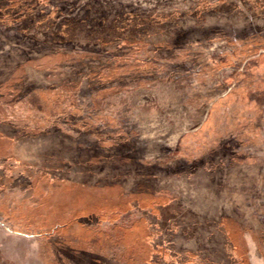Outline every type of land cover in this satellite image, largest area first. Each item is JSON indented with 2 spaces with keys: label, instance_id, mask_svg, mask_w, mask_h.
I'll return each mask as SVG.
<instances>
[{
  "label": "rangeland",
  "instance_id": "obj_1",
  "mask_svg": "<svg viewBox=\"0 0 264 264\" xmlns=\"http://www.w3.org/2000/svg\"><path fill=\"white\" fill-rule=\"evenodd\" d=\"M44 1L61 5L64 18L56 21L57 10L51 9L48 13L42 10ZM136 1L139 6L149 5L147 0H115L112 4L109 0H12L7 9L0 10V18L25 23L22 31L42 44L44 51L39 58L32 56L35 52L28 53V60L23 64L48 74L47 90L51 86L80 90L108 84L129 75L132 68L144 69L140 61L121 72L119 65L127 62L123 51L119 52L122 48L131 49L128 54L133 60H143L150 53L156 56L152 46L144 49L148 43L156 42L151 39L153 27L139 18L140 11L118 12L123 3L129 7ZM174 1L180 8L194 6L193 0L171 3ZM232 1L242 7L249 2L254 6L253 0ZM75 2L77 8L80 7L77 10ZM162 2L160 0V4ZM175 26L174 21L165 26L159 23L156 29L163 34L164 29L173 30ZM181 29L179 26L180 32ZM191 37L173 52L185 60V68L180 71L173 72L166 65L163 69L159 64L155 68L157 73L141 74L149 73L148 78L133 73L124 84L102 90L82 103L69 94L38 92L30 99L34 105L17 109L19 113L42 119H61L63 128L74 133L85 148L101 140L110 143L117 138H127L142 162L167 165L211 162L225 153L264 155V41L224 39L215 32ZM168 52L162 54L166 56ZM16 58L13 54L7 58L0 49V68L7 72L8 67L13 68L11 64ZM107 58L112 61L104 62ZM92 60L97 63L93 64ZM66 63L77 67L76 79L67 80L70 86L60 87L52 82V75L59 65ZM110 69L113 73L107 74ZM22 82V78L14 77L15 84ZM1 85L5 89L14 86L5 81ZM14 139L0 126V156L5 145ZM49 180L40 179L31 186L19 178L13 185L15 190L8 193L10 201H0V264H44L46 255L28 233L31 226L49 228L87 215L89 219H105L102 211H110L117 205L123 210L130 202L125 201L123 206L121 196L109 201H92L85 197L71 201L66 197L65 187L58 189L61 193L58 195ZM139 202L144 204V201ZM168 208L161 213L163 226L168 218H174ZM173 209L178 215L183 214L177 206ZM212 227L213 221L208 220L190 231L196 247L204 246ZM10 228L19 232H12ZM244 231L241 226L232 228L226 231V236L236 241V251L247 256L250 252L253 261L256 253H263L264 245L256 233L248 231L252 238ZM255 258L250 264H264V259ZM204 264L212 263L205 261Z\"/></svg>",
  "mask_w": 264,
  "mask_h": 264
},
{
  "label": "flooded vegetation",
  "instance_id": "obj_2",
  "mask_svg": "<svg viewBox=\"0 0 264 264\" xmlns=\"http://www.w3.org/2000/svg\"><path fill=\"white\" fill-rule=\"evenodd\" d=\"M253 1L254 6H251L252 8H248L249 6L247 5V8L245 6H240L242 8L241 11L246 14L247 11L257 14L255 17L253 16L254 22L249 24L250 29L253 33L264 34V0ZM161 4L164 3L162 2ZM159 5L160 4H152L151 6L153 7L152 9H154V7ZM177 5L178 4L174 1V3H171L170 7L167 8L168 11L176 9ZM56 8V14H58V16L56 15V21H59L65 16L64 9H62L61 5L56 6ZM79 8L80 7L77 8L75 2L74 9L77 10ZM43 10H45L46 13L50 11L49 9ZM24 25L26 26L25 23H21L17 20L8 21L6 19L4 21L3 18H0V38H4L11 43V46L7 50H4L3 44L0 41V49L4 50L5 54H7V58L12 54L17 57L11 64L13 68L8 67L7 72H5V69L2 70L0 68V85L5 81L9 86H13L15 84L14 77L23 79L22 83L15 84L9 89H5L2 85L0 86V126L3 130H7L8 134L15 137L11 144H8V146L7 144L5 145V151L0 156V175L4 176L0 178V182L2 183L1 187H3L0 192V201H10L8 193L9 191L15 190L13 185H16L19 178L25 183H30L31 186L35 184L37 180L50 179L51 186L57 189L55 193L60 195L61 193L58 189H63L65 187L67 192L66 197L70 198L71 201L80 198L83 199V197L91 199L92 201H109L114 197V190H110L106 193L108 195L106 199L104 198V194H100L98 191L99 189L96 190V192L91 190V188H98L96 183L87 187L86 191H84V189L79 190L78 188L68 191L67 185L64 182H66L67 175L69 174L81 176L92 174L96 176L95 179L97 181L103 178V175L115 173L119 174L120 177L116 179L118 182L117 184H112L118 187V189H115H117L119 196H125L124 199L122 198L123 200H120L123 201L121 203L123 206L125 201H130L126 204V207L124 206L122 210V207L117 205L110 211H102L101 213L106 215L105 219H89V215H87V217L80 216L76 219L89 223L100 221V230L113 237L123 234L126 230L132 231V227L138 224L150 237L149 246L151 253L149 255V262L152 264H176L173 260L176 254L186 249L196 252L208 248L210 245L208 238L218 225L219 216L217 212L220 209L219 204L226 201H243L242 195L244 194L246 199L249 197V194L244 190L247 188L248 190H255V184L258 186V183H254L253 178H256V173L258 174V169H260V167L261 171L264 172V155H255L260 158L259 161L255 163L256 166H245L244 169H239L236 173L241 175L233 176L230 181H226L225 176L221 178H215V176L211 178V180L208 178L200 180V177L197 179L195 176H192L189 181L183 180L182 182H177V184H172V190L168 191L173 194V198L169 202H160L164 201L160 200V198L152 199L150 200L152 203L149 208L145 204V201H147V194L144 193L146 191L145 185L147 184V180L144 178L142 180L140 178L134 182L128 181L132 179L131 173H135L133 166L132 168L128 167L126 170H121V165H113L111 169H109L106 165L109 163L107 159L115 158L116 156H111L107 152L99 150L98 147L92 152H87V149L92 147L93 144L86 148L80 145L75 134L63 128L61 119H42L41 117L31 116L30 114L19 113L17 108L34 105V101L31 102L30 99H32L35 94L38 92L48 93L46 90L50 83V79L46 72L38 71L32 66L23 64V62L28 60V53L35 52L32 56H37L39 58L41 52L44 51L42 44L35 42L34 39L31 38L32 36L22 31ZM238 28L241 32L244 31V22H240ZM239 39L243 40L250 38L239 37ZM120 51H123L126 55L124 57L127 60V62L121 63L123 64V68H120V71L123 72L131 69V64L133 62L137 63L138 61L137 59L133 60L131 58L132 55L128 54V48H122L119 52ZM43 60V57H41L40 61ZM106 60L112 61V58H107L104 62H106ZM154 60L158 63H162L163 61V59H159L156 56ZM92 63L96 64L97 61L92 60ZM58 67L57 71L52 75L54 80L52 82L54 84L63 86L67 83V80L76 79L77 67L74 64L66 63ZM177 67L178 65L172 64L170 68L173 70V68L175 69ZM145 72H147L146 68L135 70L132 68L129 75H122L121 78L130 77L133 73L142 77L141 74ZM106 73L111 74L113 72L110 69V71ZM88 77L87 79L91 80V78ZM125 82L126 81H124L123 84ZM120 84L122 83H115L113 86ZM100 87H104V85L91 88L87 87L85 89L76 90L75 92L78 94L86 90ZM102 90H105V88ZM85 156L87 157L85 158ZM252 156L254 155L246 157ZM85 161H87V165H84ZM139 162L143 163L141 161V156ZM231 164H234V161L231 162ZM224 169L227 168L222 167V170ZM131 170H133V172H130ZM254 174L255 176L253 177L252 175ZM39 175L41 176L40 178H38ZM142 176H145V174ZM109 177L112 176H108V178ZM156 179L157 181L159 180L158 182L160 184L163 182L160 175H158ZM185 183H188L186 186L187 191L184 190ZM43 184L45 183H41V186L44 187L45 185ZM106 187H108V185H106ZM210 188L215 189L214 193L212 190H209ZM205 191L209 192V194L211 193L212 197L210 199L204 198ZM163 194H166V196L169 195L167 192H163ZM44 195L45 194L40 192V196L44 197ZM156 195H158V193H156ZM256 195L257 193L255 192L252 194L253 197ZM184 196H189L188 201H185L186 199ZM239 198L242 199L240 200ZM254 199L256 198H253V200ZM139 201H144V204L141 205ZM212 201H215V205L213 206H211ZM174 206H177L183 211L181 216L175 212L173 209ZM164 208H168L174 216V218H168L166 220L165 226L162 225L163 216L161 214ZM208 220L213 221V227L205 238L204 246L196 247V240L194 237L190 236V231H193L195 225ZM65 222L54 224L53 226L55 227L52 231H46V233H44L45 236L49 237L46 241L49 259L45 258V261L43 260L44 264L69 263L67 256L69 238L66 231L63 229L64 226H66ZM33 228L35 233L31 234L30 238H33L36 245L40 247V244H42V240L39 238L41 229L37 226ZM44 228L48 230L51 227ZM163 250H168V255L171 260L165 259L164 253L162 252ZM76 252H81V249L77 248Z\"/></svg>",
  "mask_w": 264,
  "mask_h": 264
},
{
  "label": "trees",
  "instance_id": "obj_3",
  "mask_svg": "<svg viewBox=\"0 0 264 264\" xmlns=\"http://www.w3.org/2000/svg\"><path fill=\"white\" fill-rule=\"evenodd\" d=\"M61 1L64 2L65 0ZM147 1L149 3L147 7L139 6L138 1L134 2L132 6L129 7L123 3L120 5L121 8L118 9V12L124 14L127 12L136 13L137 11H140L139 18L143 20L144 24L153 27V31L150 32L152 33L151 39L155 40L156 43H148L144 49L147 50L148 46H152L156 57L163 59V61L162 63L155 61L153 53H150L149 55L147 54L143 60H137V63L142 61L143 68H146V71H149V73H157L158 69L155 68H157L156 65L159 64L162 65L163 69H165V66L163 65L168 67H171L172 64L178 65L177 68H173L174 72L184 69L183 61L185 60L182 59L178 53L174 54L173 52H177L184 41H187V39L193 35L199 36L205 35L209 32H215L222 35L224 39H228V37L236 39L239 37H249L253 42L262 41V39L264 41V34L253 33L249 26L251 22H254L253 16L255 17L257 14L250 13L249 11H247V14L242 13V8L236 5L232 0H193L192 2H194V6L180 8L177 5L178 7L176 6V9L172 11H168L167 8L170 7L171 1L173 0H163L164 4H160V0ZM11 2L12 0H0V10L7 9ZM109 2L112 4L115 0H109ZM42 3V10L53 9L56 11V6L59 5H55L54 1L53 3L50 1H44ZM152 3L160 5L152 9ZM246 5L251 8L250 2L245 3V6ZM171 12H174V15H172ZM3 19L4 21L6 20V18ZM173 21L177 26H175L176 29H164L163 34L157 31L156 27L159 23H163L165 26L166 24L170 25ZM240 22H244L245 24V30L242 32L238 28ZM179 26H182V32H180ZM223 38L221 39L223 40ZM0 41L3 44L4 50H7L11 46V43L4 38H0ZM130 50L131 49H128V52H130ZM163 51L169 52L164 56L162 54ZM137 63L133 62L131 66L133 67ZM119 68H123V64H121ZM149 73L142 75V78H148ZM131 77H133V75L127 78L113 80L110 83L105 84L104 87L86 90L78 94L75 92L76 89L65 90L56 86H52L46 91L48 93L53 91L69 94L76 102L82 103L85 102L86 99L93 97L94 94L102 91V89L110 88L115 83H123ZM137 77L140 76L137 75ZM70 85L69 82L66 83L67 87ZM59 86L62 87L60 84ZM96 147L101 151L107 152L111 156L115 155L117 157L111 159L108 158L109 160L105 157L107 162H109L106 164L109 169H111L113 165H121V170H126L128 167L132 168L133 166L135 173H131L132 179L128 181L134 182L140 178L142 180L143 178L147 180V184L145 185L146 189L144 188L146 191L144 190V193L147 194V201H145V204L149 208L151 207L152 201L150 200L152 199L160 198V200H164L160 202H169L173 198V194L170 193L173 187L172 184H177V182H182L183 180L189 181L192 176H195L197 179L200 177V180L206 178L211 180V178L215 176V178L225 176L226 181H230L233 176L241 175L236 173L239 169L242 170L245 166H256L255 163L260 159L256 156L246 157L234 153H225L222 156H217L216 159L211 162L204 160L183 164L160 165L156 161L140 163L139 152L127 138H117L110 143L101 140L99 143H96L95 146L93 145L87 149V152H92L97 149ZM86 157L87 156H85V158ZM233 161L234 164H231ZM87 164V161H85L84 165ZM222 167L227 169L222 170ZM258 170L259 172L258 174L256 173V178H253L254 183H258V186L255 184V190H248V188L244 190L249 194L247 199L244 194L242 195L243 201H226L219 204L220 209L217 212L219 221L216 229L208 238L210 242L209 247L196 252L186 249L183 252L176 254L173 258L176 264H204L205 261H209L212 264H250L256 261V256L264 259L263 250L262 254L256 253L254 260L251 261L253 255L248 252L249 256H247L236 251V241L234 240L232 242L231 239L226 236L227 230L232 228L237 229L241 226L246 231H244L246 236H251L248 234V231L256 233L260 238V243L264 245V216H262L264 215V172L261 171V167ZM130 172H133V170ZM144 174L145 176H142ZM158 175L163 179L161 184L158 182L159 180L157 181L156 179ZM108 176L112 177L108 178ZM252 176L254 177L255 174ZM3 177V175H0V178ZM118 177H120L119 174H106L103 175V178L96 181V176L92 174L82 176L69 174L64 183L67 185L68 191L76 188L79 190L84 189V191H86L87 187L96 183L98 188H91V190L96 192V190L99 189L98 191L100 194H104V198L107 199L108 195L106 193L110 190H114V197H119L117 193L118 187L113 186L112 184L118 183L116 181ZM1 185L2 183L0 182V192L1 188H3ZM106 185H108V187H106ZM187 185L188 183H185L184 190H186ZM209 190H212L213 193L215 191L214 188H210ZM252 191L257 193V195L253 197L252 194H254V192ZM163 192H167L169 195L166 196ZM156 193H158V195H156ZM121 197L123 199L125 198L124 195ZM184 197L186 199L185 201H188L189 196ZM211 197V193L204 192L205 199H210ZM253 198L256 199L253 200ZM239 199L241 200L242 198ZM214 203L215 201H212L211 206L215 205ZM99 223L100 221L89 223L86 221H79L78 219L65 222L66 226H64L63 229L66 231L69 238V247L67 249L68 264H152L149 262V255L151 253L149 246L150 237L138 224L132 227V231L126 230L123 234L113 237L108 235V233L101 231ZM37 224L39 223L37 222ZM6 226L8 227V225ZM33 227L36 226H31L28 231L29 234L35 233ZM54 227L55 226H51L48 230L40 228L41 233L39 238L42 240L40 248L43 251V255H46V259H49V253L47 252L48 246L46 243L49 237L45 236L44 233H46V231H52ZM10 230L12 232H19L15 230V228H10ZM77 248L81 249V252L77 253ZM162 252L164 253L166 260H171L168 255V250H163Z\"/></svg>",
  "mask_w": 264,
  "mask_h": 264
}]
</instances>
